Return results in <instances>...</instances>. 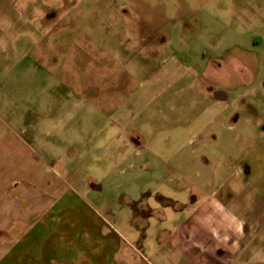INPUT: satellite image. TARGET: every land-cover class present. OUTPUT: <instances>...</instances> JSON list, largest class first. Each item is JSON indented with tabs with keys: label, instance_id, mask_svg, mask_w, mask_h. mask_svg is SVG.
Returning a JSON list of instances; mask_svg holds the SVG:
<instances>
[{
	"label": "rangeland",
	"instance_id": "1",
	"mask_svg": "<svg viewBox=\"0 0 264 264\" xmlns=\"http://www.w3.org/2000/svg\"><path fill=\"white\" fill-rule=\"evenodd\" d=\"M168 55L220 66L234 145L152 144L131 97ZM217 203L263 261L264 0H0V264H190L173 236Z\"/></svg>",
	"mask_w": 264,
	"mask_h": 264
},
{
	"label": "crops",
	"instance_id": "2",
	"mask_svg": "<svg viewBox=\"0 0 264 264\" xmlns=\"http://www.w3.org/2000/svg\"><path fill=\"white\" fill-rule=\"evenodd\" d=\"M219 67L214 64L201 73L198 66H186L174 55H168L154 68L150 80L143 85L141 95L135 93L131 97L134 106L140 103L142 112L147 104L156 103L159 119L169 122L160 129L152 144L161 150L174 152L211 141L220 144L225 141L230 146L237 142L234 132L239 125L238 114L229 112L228 94L214 86ZM123 107L126 111V105ZM213 125L220 126L219 132L212 130L210 133L213 135L208 139L207 130ZM215 132L219 133V140ZM241 168L248 173L251 169L250 164ZM217 208L218 203L216 206L204 205L195 221L200 226H180V234L173 236L190 264H235L245 251L241 248L245 230L243 222L227 224ZM246 262L247 259L243 258L240 264H249ZM255 264H264V260Z\"/></svg>",
	"mask_w": 264,
	"mask_h": 264
}]
</instances>
